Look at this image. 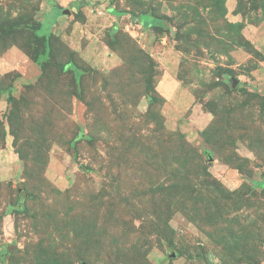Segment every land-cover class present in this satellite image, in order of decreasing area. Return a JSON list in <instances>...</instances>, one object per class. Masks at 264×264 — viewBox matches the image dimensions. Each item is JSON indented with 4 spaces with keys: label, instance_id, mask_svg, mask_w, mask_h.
<instances>
[{
    "label": "rangeland",
    "instance_id": "rangeland-1",
    "mask_svg": "<svg viewBox=\"0 0 264 264\" xmlns=\"http://www.w3.org/2000/svg\"><path fill=\"white\" fill-rule=\"evenodd\" d=\"M261 181L264 0H0V264H264Z\"/></svg>",
    "mask_w": 264,
    "mask_h": 264
},
{
    "label": "trees",
    "instance_id": "trees-1",
    "mask_svg": "<svg viewBox=\"0 0 264 264\" xmlns=\"http://www.w3.org/2000/svg\"><path fill=\"white\" fill-rule=\"evenodd\" d=\"M141 22L143 23V25L145 26V27H152V28H155V27H157V26H159V25H161L163 22H162V19L161 18H158V17H154V16H152L151 14H143L142 15V20H141ZM45 44L46 45H48L49 46V44H48V42L46 41L45 42ZM48 46L46 47V50L45 51H43L42 52V54L45 56L46 55V59H49V48H48ZM48 48V49H47ZM44 58V59H45ZM40 59V58H39ZM38 59V60H39ZM36 60V59H35ZM43 61L40 63L41 65H43ZM68 65H72L71 63H67V66ZM66 66V65H65ZM12 98H15L14 96H13V94L12 93H9V96H8V100L9 101H11L12 100ZM4 135H5V133H4ZM6 137V136H5ZM6 142V140H4V143ZM255 186H259V187H261V188H263L264 189V181H261V182H258V183H255Z\"/></svg>",
    "mask_w": 264,
    "mask_h": 264
},
{
    "label": "water",
    "instance_id": "water-1",
    "mask_svg": "<svg viewBox=\"0 0 264 264\" xmlns=\"http://www.w3.org/2000/svg\"><path fill=\"white\" fill-rule=\"evenodd\" d=\"M237 82H238V79H234V85H235ZM11 250H12L11 247H9V248L7 247V251H8V252H10Z\"/></svg>",
    "mask_w": 264,
    "mask_h": 264
},
{
    "label": "crops",
    "instance_id": "crops-1",
    "mask_svg": "<svg viewBox=\"0 0 264 264\" xmlns=\"http://www.w3.org/2000/svg\"><path fill=\"white\" fill-rule=\"evenodd\" d=\"M12 148V147H11Z\"/></svg>",
    "mask_w": 264,
    "mask_h": 264
}]
</instances>
